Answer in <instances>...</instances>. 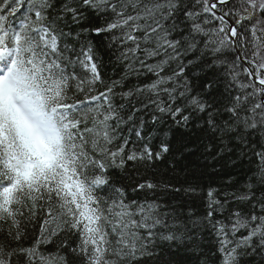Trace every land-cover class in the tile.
<instances>
[{
	"label": "snow or ice",
	"instance_id": "6c2138e0",
	"mask_svg": "<svg viewBox=\"0 0 264 264\" xmlns=\"http://www.w3.org/2000/svg\"><path fill=\"white\" fill-rule=\"evenodd\" d=\"M0 264H264V0H0Z\"/></svg>",
	"mask_w": 264,
	"mask_h": 264
}]
</instances>
